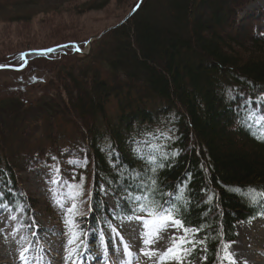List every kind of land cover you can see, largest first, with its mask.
<instances>
[{"label": "trees", "instance_id": "1", "mask_svg": "<svg viewBox=\"0 0 264 264\" xmlns=\"http://www.w3.org/2000/svg\"><path fill=\"white\" fill-rule=\"evenodd\" d=\"M111 1L86 0L78 7L98 11ZM251 1L142 0L123 22L134 0L87 54L65 44L82 48L88 37L0 57V64L18 66L23 52L65 45L47 55L32 53L20 71L0 70L39 71L56 81L53 95L42 92L32 102L17 93L0 98V203L12 213L21 210L22 225L40 234L39 200L20 185L19 173L35 166L58 169L62 187L77 185L72 177L79 173L87 185L81 183L74 200L79 208L73 221L85 233L135 215L140 202L132 197L152 192L150 199L178 207L185 227L203 229L194 238L204 243L191 258L203 246L201 264H218L223 245L235 238V224L264 217V202L252 205L237 191L264 189V142L247 126L254 123L247 121L253 111L264 114V26L256 28L264 8L238 16ZM21 2L33 1L0 0V11ZM205 6L209 11L202 13ZM195 8L201 12L192 17ZM227 20L237 36L221 34ZM72 57H80L81 65L58 63ZM53 63L60 69L50 75ZM181 188L184 199L176 201Z\"/></svg>", "mask_w": 264, "mask_h": 264}, {"label": "rangeland", "instance_id": "2", "mask_svg": "<svg viewBox=\"0 0 264 264\" xmlns=\"http://www.w3.org/2000/svg\"><path fill=\"white\" fill-rule=\"evenodd\" d=\"M32 1L30 4L21 2L13 9L0 11V57L22 48L46 47L71 39L82 40L86 37L89 39L104 30L108 31V28L115 26L124 18V14L134 0H114L101 10L85 12L81 11L78 6H81L86 0ZM158 1L160 0H147V5ZM260 7L264 8V0H252L239 10L238 16L241 18L248 11H255ZM76 8L77 10H75ZM54 9L56 10L53 13L44 14L46 12H43ZM207 10L209 11V6L208 9L207 6L201 9L202 13L203 11L207 13ZM201 11L195 8L192 17ZM16 14L29 16L30 20L10 21L9 18ZM204 16L207 18L208 14ZM262 26H264V22L258 24L256 28L259 29ZM194 27L195 25L192 24V28ZM220 32L222 35L237 36L235 29L229 24V20L226 21L225 25H221ZM244 39H247L246 36ZM80 49L87 52V45L85 44ZM40 62L38 61L37 64L41 65ZM80 62H82L80 57H72L70 59L65 58L61 63H58L62 66L66 63L68 65L76 63L79 66L81 65ZM58 63H53L54 67L49 66L51 68L50 75L60 69L57 67L60 66ZM32 77L43 78V81L31 83ZM54 82L56 81L53 80L52 76L49 77L46 73H39V71L15 73L14 75L0 71V98L11 93L14 95L17 93L16 95L22 99L32 102L42 92L53 95ZM8 84L11 87L4 86ZM61 96L66 97L64 90ZM34 114L37 113L32 112L30 117H35ZM81 153L83 154L82 151ZM62 174L61 170L53 172L40 166L19 173L20 185L28 195L39 200L38 210L41 215L38 220L40 226L36 230L39 231L42 228L43 233L36 234V231L34 232L22 225L21 210L12 213L9 208L4 209L0 214V264H155L156 258L149 259L142 254V249L145 247L141 239L143 227L140 221L134 219H121L115 223L101 225L92 233L93 235H86V237L76 227L74 231L79 234L80 239L75 244L69 245L67 208L75 203L73 199L69 198L75 195V192L68 186H61ZM53 179L59 180L60 183L53 184ZM83 180L84 177L79 173L72 177L74 183L77 185L83 183V188H85L87 182L84 183ZM101 196H103L110 210L114 211L115 203L108 193L101 190ZM71 219L73 220V216ZM74 224L76 225L75 222ZM235 228V238L228 244H231L229 251L235 254L237 264H264V218L257 217L248 222H238L235 224ZM173 234L183 235V232L176 230L175 233L172 231L164 233L163 239L155 245V248L163 251L168 246L169 237ZM25 237L27 239H23ZM190 238L197 240L191 234ZM124 244L129 245L128 251L132 253L131 256L125 254ZM188 247L191 248L192 245ZM25 248L28 249L25 253L29 257L27 262L20 259V253ZM70 249H75V252L72 259L68 260L66 257ZM224 254L222 251L220 257ZM191 255L185 264H201L204 259L203 246L200 247L194 258H191ZM220 257L218 264H222ZM223 264H227V262L225 261Z\"/></svg>", "mask_w": 264, "mask_h": 264}, {"label": "snow or ice", "instance_id": "3", "mask_svg": "<svg viewBox=\"0 0 264 264\" xmlns=\"http://www.w3.org/2000/svg\"><path fill=\"white\" fill-rule=\"evenodd\" d=\"M76 50L79 51V49ZM54 51H56V49H47L38 54L47 55L48 53ZM29 55H32V53L21 54L19 59L23 61V64L20 69L16 70H22L23 66H26V57ZM247 121H254V123L248 124L247 126L250 129H254L252 134L255 136L256 139L264 142V114H258L257 112L253 111L251 114L248 115ZM147 159H149L150 163H155L156 157L151 156ZM58 171L59 170L57 169V172ZM152 171H156L155 167L152 168ZM52 183L57 184L60 183V181L53 179ZM150 184L154 190L156 181L151 180ZM68 187L73 189V191L75 192V195L69 197L70 199L75 200L76 197L81 195L79 189L82 187V185H68ZM142 187L147 188L148 186L144 185ZM237 191L241 192V195L247 198L252 205L264 202V189L258 190L254 188H248L244 191L237 189ZM151 195L152 192H148L146 195L132 197L133 201L140 202L139 206L132 210L135 215L129 217V219L140 221L143 227L141 239L145 247L142 249V254L145 257H148L149 259L156 258L155 264H173V262H175V264H185V262L188 260V257L192 254V252L196 250V245L204 243L203 240L191 239L190 234L191 236H196L203 229H192L185 227V221L179 218V209L177 206L168 202L160 203L158 201L150 199ZM167 195L172 196L171 193H168ZM183 199L184 189L181 188L178 190V194L175 196V200L181 201ZM0 207L7 208L8 206L6 204L0 203ZM67 212L69 214V219L67 220V223L69 225L70 233V239L68 240V244L72 245L75 244L78 239H80L79 234L74 231L76 225L71 219L72 216L78 214V205L76 203H73L71 207L67 208ZM13 219H15V217H13ZM176 230L182 231L183 235H171L169 237L168 246L163 251H159L155 248V245L163 239L164 233L169 231L175 233ZM117 235H119V233H117ZM23 239L27 238L25 237ZM121 239L123 238L121 237ZM189 245H192V247L189 248ZM128 248L129 245L124 244L125 254L131 256L132 253L128 251ZM230 248L231 244L225 243L223 245L222 251L225 254L220 257L222 264L225 261L227 262V264H237L235 254L229 251ZM27 251V248L21 251L20 259L22 261L27 262L29 260V257L25 255ZM74 252L75 249H70L66 259L71 260ZM41 259H43V257H41Z\"/></svg>", "mask_w": 264, "mask_h": 264}, {"label": "water", "instance_id": "4", "mask_svg": "<svg viewBox=\"0 0 264 264\" xmlns=\"http://www.w3.org/2000/svg\"><path fill=\"white\" fill-rule=\"evenodd\" d=\"M141 2H142V0H138L137 2H136V4H135V6L132 8V10L129 12V14L125 17V19L123 20V22L125 21V20H127L136 10H137V8L140 6V4H141ZM107 30H104V31H102L101 33H99V34H97V35H95V36H92V37H90L88 40H87V42H86V45H87V52H83L80 48H78L77 47V45L76 44H73V43H70V44H65V45H72V46H74V50L76 51V52H78V53H80V54H86V53H88V51L90 50V48H91V44H92V42L95 40V39H97V38H99L101 35H103L105 32H106ZM65 45H59V46H57V47H52V48H49V49H56V48H58V47H62V46H65ZM76 49H79V51H77ZM44 50H47V49H42V50H30V51H27V52H23V53H36V54H38V53H40V52H42V51H44ZM22 64H23V62H22ZM22 64H20V65H18V66H13V65H6V64H0V70H4V69H7V70H13V71H18V70H16V69H20L21 68V66H22ZM25 66H23V68H24ZM22 68V69H23ZM20 71V70H19ZM30 81H31V83H36V82H40V81H43V78H37V77H32L31 79H30Z\"/></svg>", "mask_w": 264, "mask_h": 264}]
</instances>
